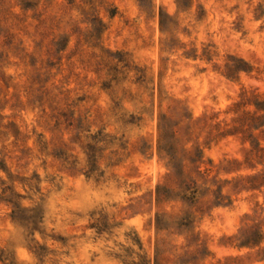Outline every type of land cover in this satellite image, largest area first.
Returning a JSON list of instances; mask_svg holds the SVG:
<instances>
[{
    "label": "rangeland",
    "instance_id": "1",
    "mask_svg": "<svg viewBox=\"0 0 264 264\" xmlns=\"http://www.w3.org/2000/svg\"><path fill=\"white\" fill-rule=\"evenodd\" d=\"M0 264H264V0H0Z\"/></svg>",
    "mask_w": 264,
    "mask_h": 264
}]
</instances>
